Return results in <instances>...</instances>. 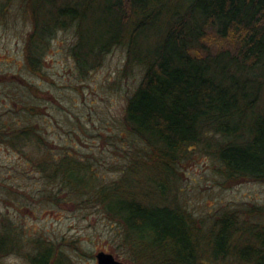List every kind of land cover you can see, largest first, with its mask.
Masks as SVG:
<instances>
[{
  "label": "trees",
  "instance_id": "obj_1",
  "mask_svg": "<svg viewBox=\"0 0 264 264\" xmlns=\"http://www.w3.org/2000/svg\"><path fill=\"white\" fill-rule=\"evenodd\" d=\"M16 1L32 26L29 71H40L54 34L70 30L80 77L117 47L125 53L123 78L139 74L123 108L125 144L110 142L116 161L51 148L35 124L32 84L12 97L16 108L0 112V144L39 174L44 196L95 211L129 264H264V207L198 213L181 188L194 154L210 158L220 185L264 182V0ZM101 166L115 175L107 178ZM10 254L28 264H79L50 238L26 244L1 216L0 264Z\"/></svg>",
  "mask_w": 264,
  "mask_h": 264
},
{
  "label": "rangeland",
  "instance_id": "obj_2",
  "mask_svg": "<svg viewBox=\"0 0 264 264\" xmlns=\"http://www.w3.org/2000/svg\"><path fill=\"white\" fill-rule=\"evenodd\" d=\"M1 2L0 112L16 108L12 97L18 92L23 95L25 84H32L38 89L37 95L32 96L38 107L35 124L45 130L51 148L57 151L72 146L76 153H95L102 162L116 161L120 157L112 153L115 147L110 142L114 140L116 146L125 144L120 140L123 108L139 80L138 70L127 72L123 78V49L115 48L101 66L82 78L76 74L69 53L72 32L60 30L50 39L40 71L31 72L25 62L30 18L19 1ZM212 164L207 155L194 154L182 169L181 188L196 212L250 203L264 207V182L220 185ZM96 169H101L107 178L115 175L108 167ZM45 187L39 174L20 154L0 144V217L9 219L19 229L26 244L31 245L32 240L42 236L60 243L79 264H97L95 255L100 251L125 262L114 253L109 228L102 223L101 216L91 209L84 211L62 202V195L58 203L52 202L44 196ZM77 247L86 255H80ZM1 261L28 264L18 254L7 255Z\"/></svg>",
  "mask_w": 264,
  "mask_h": 264
},
{
  "label": "water",
  "instance_id": "obj_3",
  "mask_svg": "<svg viewBox=\"0 0 264 264\" xmlns=\"http://www.w3.org/2000/svg\"><path fill=\"white\" fill-rule=\"evenodd\" d=\"M97 264H128L117 260L112 254L100 251L95 255Z\"/></svg>",
  "mask_w": 264,
  "mask_h": 264
}]
</instances>
